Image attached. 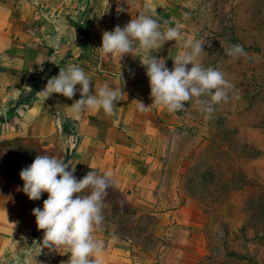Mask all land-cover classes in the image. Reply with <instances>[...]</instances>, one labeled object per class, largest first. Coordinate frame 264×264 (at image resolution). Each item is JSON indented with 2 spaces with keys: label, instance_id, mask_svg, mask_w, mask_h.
I'll use <instances>...</instances> for the list:
<instances>
[{
  "label": "rangeland",
  "instance_id": "1",
  "mask_svg": "<svg viewBox=\"0 0 264 264\" xmlns=\"http://www.w3.org/2000/svg\"><path fill=\"white\" fill-rule=\"evenodd\" d=\"M149 2L162 28L179 22L186 37L205 40L199 59L205 66L222 67L235 85L211 111L184 102L181 111L159 114L147 157L158 177L153 200L143 203L139 195L137 205L131 204L111 185L104 219L93 232L103 247L90 258L98 264H264V0H110L108 21L100 35L78 44L84 57L76 62L79 54L74 64L96 70L144 68L139 56L101 55L99 47L105 31L123 27ZM222 41H244L248 48L235 55ZM135 51L148 54L138 46ZM180 51L169 41L150 53L172 69ZM46 66L43 74L50 72L34 78L11 113L27 109L34 90L58 67ZM72 121L82 136L79 123ZM79 145L68 155L71 159L82 140ZM4 168L0 173L12 172ZM19 173L14 167L12 174L18 178ZM43 235L38 227L28 236L0 230V264H66L71 254L45 246Z\"/></svg>",
  "mask_w": 264,
  "mask_h": 264
},
{
  "label": "crops",
  "instance_id": "2",
  "mask_svg": "<svg viewBox=\"0 0 264 264\" xmlns=\"http://www.w3.org/2000/svg\"><path fill=\"white\" fill-rule=\"evenodd\" d=\"M109 1L74 0L67 4V0H0V170L8 166L12 172L14 167L21 171L39 154L65 160L60 122L72 119L79 123L83 137L69 170L75 167L78 179L83 177L78 172L85 169L100 174L109 171L113 174L112 186L123 191L129 203H138L139 195L143 203H148L153 200L158 181L147 158L148 149L155 139V121L164 108L152 105L148 111L138 109L139 101L152 103L145 67H82L91 79L90 91L104 82L120 90L121 100L111 115L102 109L74 115L70 104L80 98V93L72 98L53 93L46 98L41 92L46 80L34 90L27 109L10 112L15 101L30 91L34 78L41 77L49 59L56 57L58 65L50 77L58 75L60 68L75 65L78 46L64 56L58 53L66 43V22L73 23L70 18L78 20L86 36H98L110 16ZM12 172L0 173V230L7 235L28 236L37 228L32 210L43 207L48 193H43L40 200L29 199L22 190L23 180Z\"/></svg>",
  "mask_w": 264,
  "mask_h": 264
},
{
  "label": "clouds",
  "instance_id": "3",
  "mask_svg": "<svg viewBox=\"0 0 264 264\" xmlns=\"http://www.w3.org/2000/svg\"><path fill=\"white\" fill-rule=\"evenodd\" d=\"M182 29L183 24L179 22L162 28L149 2L123 27L116 25L112 31L103 33L99 47L101 55L139 56L141 65L145 67L152 103L146 105L139 101L140 111H148L152 105L170 113L181 111L185 108L184 102H198L202 110L211 111L216 102L231 94L235 81L229 74L222 67L205 66L199 59L205 52V40L186 37ZM169 41H175L181 48L173 58L172 69L166 66L165 59L150 53V50L160 49ZM137 46L146 49L148 54L141 56L136 53ZM224 46L235 55L248 48L244 41ZM64 48L67 46L60 51ZM49 60L57 64L55 57ZM189 64L190 68L187 67ZM90 82L81 66L68 65L60 68L58 75L50 77L41 92L46 98L53 93L72 98L79 92L80 98L70 104L74 115L101 109L106 115H111L121 100L120 90L104 82L93 92L90 91ZM70 165L71 162L54 155H37L19 173L24 182L22 190L31 200H40L43 193H48L43 207L32 210L37 227L44 230L45 246L57 250L66 248L65 253L71 254L66 264H98V260L90 257L98 254L103 244L93 232L104 219V199L113 183V174L109 171L100 174L93 169L78 179L74 175L75 167L69 170Z\"/></svg>",
  "mask_w": 264,
  "mask_h": 264
},
{
  "label": "built area",
  "instance_id": "4",
  "mask_svg": "<svg viewBox=\"0 0 264 264\" xmlns=\"http://www.w3.org/2000/svg\"><path fill=\"white\" fill-rule=\"evenodd\" d=\"M74 2V0H67V4H70ZM69 21H73V23H75L77 25V23H79L80 25L82 24L80 21L78 20H72V18H70ZM90 36H86L85 39L89 40ZM84 55V52H83ZM83 55H79L77 58H75V61L77 59H81V57H84ZM98 58V57H97ZM78 62V61H76ZM75 63V62H74ZM50 70H46V72L43 74H41V76H45L47 73H49ZM76 124L75 122H73L71 119H63L60 122V128H61V140L63 142V149L65 151V153L67 154V156L70 154H73V152H75L78 146H80V141L82 140V136H80L79 133H77V129H76ZM68 156V157H69ZM71 158L69 157L70 161Z\"/></svg>",
  "mask_w": 264,
  "mask_h": 264
},
{
  "label": "water",
  "instance_id": "5",
  "mask_svg": "<svg viewBox=\"0 0 264 264\" xmlns=\"http://www.w3.org/2000/svg\"><path fill=\"white\" fill-rule=\"evenodd\" d=\"M64 29L66 35V43L63 44L62 47L67 46V48H64L63 51L59 50L58 53L61 56L66 55L72 48L78 46V44H80L83 41V39L86 37V35L77 28V25L71 22H66V26ZM72 30H74V32ZM52 64H54V62L51 61V65Z\"/></svg>",
  "mask_w": 264,
  "mask_h": 264
},
{
  "label": "trees",
  "instance_id": "6",
  "mask_svg": "<svg viewBox=\"0 0 264 264\" xmlns=\"http://www.w3.org/2000/svg\"><path fill=\"white\" fill-rule=\"evenodd\" d=\"M77 27H79V29H80L81 31H84V32H85V30L82 28V26H81L79 23H77Z\"/></svg>",
  "mask_w": 264,
  "mask_h": 264
}]
</instances>
